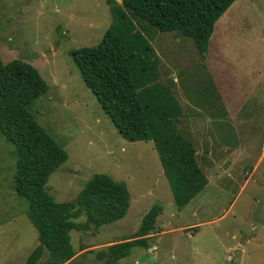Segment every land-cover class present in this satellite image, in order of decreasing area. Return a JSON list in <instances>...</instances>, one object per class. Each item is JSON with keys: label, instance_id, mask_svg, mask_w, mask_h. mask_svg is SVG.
Masks as SVG:
<instances>
[{"label": "rangeland", "instance_id": "obj_1", "mask_svg": "<svg viewBox=\"0 0 264 264\" xmlns=\"http://www.w3.org/2000/svg\"><path fill=\"white\" fill-rule=\"evenodd\" d=\"M109 24L106 0H0V62H19L46 84L29 112L67 155L49 175L47 193L69 201L92 175L105 174L129 195L120 220L69 232V264H102L94 253L131 237L153 205L161 212L151 247L132 248L116 264H136L145 251L159 264H264V0H235L215 21L203 60L191 39L135 23L207 180L181 209L152 143L120 137L72 62L71 52L96 45ZM209 83L213 106L202 96ZM12 151L0 137V264H23L37 245L27 202L12 188Z\"/></svg>", "mask_w": 264, "mask_h": 264}, {"label": "trees", "instance_id": "obj_2", "mask_svg": "<svg viewBox=\"0 0 264 264\" xmlns=\"http://www.w3.org/2000/svg\"><path fill=\"white\" fill-rule=\"evenodd\" d=\"M110 24L100 41L71 52L84 87L127 142H151L167 180L172 201L181 209L206 185L195 163L191 142L177 130L180 108L171 92L157 82L156 59L135 23L159 33L191 39L203 60L215 21L235 0H106ZM37 74L19 62H0V137L12 148V188L27 202L25 216L36 232L37 245L23 264H69L75 255L70 231H96L120 220L129 195L123 182L94 174L69 201L55 202L45 189L51 173L67 155L29 112L47 92ZM211 90L213 93H211ZM205 103L215 99L211 83L202 87ZM161 212L151 206L135 233L94 253L102 264H116L132 248L149 249ZM80 217L83 221L77 222Z\"/></svg>", "mask_w": 264, "mask_h": 264}, {"label": "water", "instance_id": "obj_3", "mask_svg": "<svg viewBox=\"0 0 264 264\" xmlns=\"http://www.w3.org/2000/svg\"><path fill=\"white\" fill-rule=\"evenodd\" d=\"M136 264H158L151 254L147 251L143 252L137 259Z\"/></svg>", "mask_w": 264, "mask_h": 264}, {"label": "crops", "instance_id": "obj_4", "mask_svg": "<svg viewBox=\"0 0 264 264\" xmlns=\"http://www.w3.org/2000/svg\"><path fill=\"white\" fill-rule=\"evenodd\" d=\"M206 183H207V180H206ZM160 215V214H159ZM157 219V218H156ZM156 222V221H155ZM155 228H156V230H157V225L155 224ZM186 229H188V226H184V227H180V228H178L177 230H179V231H183V230H186ZM153 257V256H152ZM153 259L155 260V258L153 257ZM156 261V260H155ZM157 262V261H156ZM159 264V263H158Z\"/></svg>", "mask_w": 264, "mask_h": 264}]
</instances>
